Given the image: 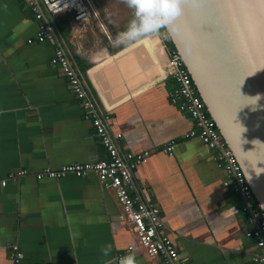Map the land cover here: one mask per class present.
<instances>
[{
  "label": "crops",
  "instance_id": "crops-1",
  "mask_svg": "<svg viewBox=\"0 0 264 264\" xmlns=\"http://www.w3.org/2000/svg\"><path fill=\"white\" fill-rule=\"evenodd\" d=\"M67 14L68 29H62L50 15L36 19L26 0H0V264H14L16 251L15 264H119L129 246L137 264L165 261L146 254L119 219L113 190L95 174H34L107 157L81 101L50 61L60 46L107 111L119 148L150 151L133 169L129 193L156 204L159 231L179 258L187 264H263L255 257V239L246 234L238 194L223 185L222 163L190 134L193 119L171 100L178 84L166 66L167 44L152 36L118 45L123 30L91 11L82 23ZM41 23L50 24L58 40H37ZM17 168L28 173L2 185ZM108 244L112 250L104 257Z\"/></svg>",
  "mask_w": 264,
  "mask_h": 264
},
{
  "label": "water",
  "instance_id": "water-1",
  "mask_svg": "<svg viewBox=\"0 0 264 264\" xmlns=\"http://www.w3.org/2000/svg\"><path fill=\"white\" fill-rule=\"evenodd\" d=\"M182 7L164 37L264 212V0H185Z\"/></svg>",
  "mask_w": 264,
  "mask_h": 264
},
{
  "label": "built area",
  "instance_id": "built-area-1",
  "mask_svg": "<svg viewBox=\"0 0 264 264\" xmlns=\"http://www.w3.org/2000/svg\"><path fill=\"white\" fill-rule=\"evenodd\" d=\"M26 1L30 4L36 19H42L45 11L48 15L63 11L69 12L72 20L80 23L90 16V8L85 0ZM36 38L39 41L43 39L54 40L53 34L48 29L47 24L44 23L39 25ZM50 61L59 65L72 92L81 101L84 114L91 118L95 132L106 150L107 157L63 164L56 169L45 167L35 172V176L37 178L43 176L58 178L66 174L76 176L95 174L103 186L113 190L115 200L119 205V219L130 225L138 242L148 256L164 255L165 261L163 264H186L184 259L179 258L178 251L172 241L160 233L159 228L163 226V223L156 204L138 200L129 193L133 183V169L138 164L147 161L150 151L143 150L136 153L122 151L118 145L119 134H112L109 129L107 111L95 102L78 69L72 64L61 46L55 48ZM166 66L178 84L171 95V100L179 108L186 110L193 119L196 128L190 134H195L204 146L212 152L213 158L222 163L226 173L223 185L230 187L234 192L241 195L243 199L241 210L245 213L246 221L249 224L246 234L255 239L256 247L260 249V253L256 254L255 257L264 264V212L260 209L257 201L255 202L252 199V191L244 178L236 157L209 116L179 54L170 50ZM171 150L172 145H168L166 151L170 152ZM27 173L28 171L23 168L13 169L8 172L1 184L4 185L6 179H15ZM130 249V246L127 247V251H130ZM20 255L19 251L14 253V264Z\"/></svg>",
  "mask_w": 264,
  "mask_h": 264
},
{
  "label": "clouds",
  "instance_id": "clouds-1",
  "mask_svg": "<svg viewBox=\"0 0 264 264\" xmlns=\"http://www.w3.org/2000/svg\"><path fill=\"white\" fill-rule=\"evenodd\" d=\"M132 10V18L124 31L120 32L115 43L128 45L146 37H152L161 30H174L173 21L182 14L185 0H122ZM188 3L197 4L200 0H187ZM112 250L111 244L104 246L101 253L109 256ZM111 264V261L108 262ZM119 264H137L135 253L129 251L119 258Z\"/></svg>",
  "mask_w": 264,
  "mask_h": 264
},
{
  "label": "rangeland",
  "instance_id": "rangeland-1",
  "mask_svg": "<svg viewBox=\"0 0 264 264\" xmlns=\"http://www.w3.org/2000/svg\"><path fill=\"white\" fill-rule=\"evenodd\" d=\"M88 3L90 11L92 12L93 17L99 16L105 22V25L112 26V28H118V30H123L127 26L128 22L132 18V10L127 7L122 0H85ZM48 15V14H47ZM44 13V17L47 16ZM68 14L67 12H59L56 14L50 13L51 18H55L57 21H60ZM114 33H111L113 37L116 36L115 30H112ZM111 32V31H110ZM158 43L164 44V30H161L158 34L154 35ZM109 40V37H108ZM149 42L150 38L146 37L142 39V42Z\"/></svg>",
  "mask_w": 264,
  "mask_h": 264
},
{
  "label": "trees",
  "instance_id": "trees-1",
  "mask_svg": "<svg viewBox=\"0 0 264 264\" xmlns=\"http://www.w3.org/2000/svg\"><path fill=\"white\" fill-rule=\"evenodd\" d=\"M67 13H69V12H67ZM70 16H71V14H70ZM131 16H132V12H131ZM55 21H56V23L59 22V25H60V27H61L62 29H63V26L66 27V28L68 29V25H69V17H68V16L64 17V18L61 19L60 21H57V20L55 19ZM125 28H126V27H124L123 29L125 30ZM163 41L167 44V46L170 48V50H173V45H172V43H171L170 40L164 38ZM237 194H238V197L240 198V201H241V205H240V208H241L242 205H243V199H242V197H241V195H240L239 193H237ZM252 199L256 202L254 196H253ZM185 262H186V261H185ZM186 264H187V263H186Z\"/></svg>",
  "mask_w": 264,
  "mask_h": 264
}]
</instances>
